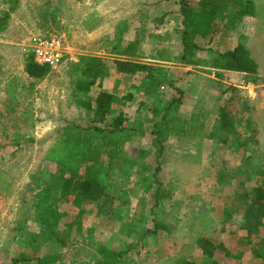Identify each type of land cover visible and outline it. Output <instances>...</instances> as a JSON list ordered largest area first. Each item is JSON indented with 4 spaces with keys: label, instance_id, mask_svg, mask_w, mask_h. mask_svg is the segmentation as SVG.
Returning a JSON list of instances; mask_svg holds the SVG:
<instances>
[{
    "label": "rangeland",
    "instance_id": "rangeland-1",
    "mask_svg": "<svg viewBox=\"0 0 264 264\" xmlns=\"http://www.w3.org/2000/svg\"><path fill=\"white\" fill-rule=\"evenodd\" d=\"M252 2L255 16L246 28L245 45L251 57L259 65L260 80L254 86L246 85L233 89L232 83L223 75H215V71L209 67L186 66L180 63L179 28L181 25L178 0H0V17L4 12H8L9 15L4 24L5 29L0 31V113L2 114H0V143L3 144L0 150V264H12L13 258L29 248L31 240L27 235L28 230L38 229V224L34 220L26 223V230L19 231L15 225V222L26 214L23 210L21 211L23 204L21 197L23 187L30 183L29 174L38 170H47L50 172L48 183L55 186L57 182L55 176L58 175L59 166L50 161H43L41 158L46 149L60 140L63 135L76 131L74 126H84L88 121V115L78 109L72 96V74L78 59L81 56L92 55L107 60L129 58L128 54L125 57L117 54L116 50L103 53L100 34H107L106 31L111 36V33L120 28L122 32L120 40L124 45L129 40L135 39L139 44L143 41L144 44L142 43L139 50L136 48L137 62L155 64L156 62L145 59L158 50L162 59L170 60L168 61L171 63H167L166 66L180 68L174 76L180 78L181 81L178 82L181 83L180 88L185 91H183L185 94L177 113L188 114L190 107L195 105L196 101L197 108L207 107L206 109L210 111L209 107L213 106L214 114H210L209 121H214V115H218L217 107L224 103L232 107V111L229 112L232 117L230 121L237 119L239 111L249 112L252 120L250 124L254 126L253 130L248 129L250 140L258 136L261 141L256 149L260 154H264V0H252ZM85 18L87 22L84 27ZM99 27L103 28L99 33L86 36V31ZM158 31L160 38L156 37ZM38 38H57L64 46L63 62L57 68L47 67L49 74L42 80L31 79L25 71L27 62L32 60V49ZM220 40L233 42L235 36L233 35L232 39L222 35ZM200 46L202 49L197 53V57L208 62L215 56L214 51L225 49L220 41L216 43L215 40L210 43L200 41ZM104 50L107 51V48ZM110 67L115 70L113 64ZM108 83L110 84L111 81L109 80ZM10 88L14 90L15 98L7 92ZM165 88L168 91L167 95L171 97L178 94L174 87L166 84ZM97 90V87H93L92 94ZM210 91H213L216 97L212 101H205L204 95ZM230 97L231 101H229ZM165 99L166 102L169 100L167 96ZM137 100L138 98L134 97L132 105L124 109L130 121L135 114L137 115L136 112L140 116L144 114L146 119L148 114L151 115L150 112L136 110V103L139 102ZM115 108L120 107L115 104ZM218 123L223 124L220 121ZM146 126L151 128L150 124ZM150 128L134 134L124 145V157L134 160V163L121 162L118 167L120 171L113 174L114 184L123 181L121 174L125 176L129 174L125 186L128 198L123 205L128 206V209L126 214L121 215L126 216L123 220L124 222L126 219L124 224H120L118 219L112 220L106 216L117 210L113 212L105 207L106 213H104L98 207L99 204L86 201L77 211L72 210L71 197L65 201L60 199V202H64L63 206L69 210V215L59 223L60 229L66 228V240L62 245H54V249L62 254V264L93 263L97 256L95 246L98 242L109 243L121 250L126 248L121 264H179L182 258L199 264L203 256L195 255L194 242L188 241L186 234L181 235V222L187 221L188 225L185 227H190L188 219L196 216L197 201L189 196L199 193L201 197L199 201H208L215 197L213 195L219 188H222L217 193L220 197L217 198L218 200L214 199V202H223L224 209L231 210L232 215H236L244 207V202L249 197V190L245 191L240 185L244 177L242 173H238L236 177L237 192L234 195H231L234 186L225 187L217 183L218 172L226 163L235 164L233 168L241 169V165H238L235 159L227 161L217 153L204 162V165L210 164L207 168L211 169L205 168L208 178H200L195 176L198 170L193 167L198 160L186 159L185 154L188 150L183 148L184 145L181 143L178 146L179 143L172 141L165 143L163 152L159 151ZM13 130L23 134V138L18 145L9 146L13 135L10 132ZM224 136H226L225 133L217 135L218 141L212 146L215 153L223 150L222 142L228 138ZM196 147H198L197 150L203 148L201 145ZM139 150L144 151L142 157L136 155ZM178 155L182 161L178 159ZM254 155H257L256 150ZM253 160L255 164L264 165L263 157L258 161L256 158ZM176 161H178L177 166L174 164ZM180 163L181 166H179ZM145 165L149 168L145 169ZM173 166L177 169L175 174ZM190 172L195 173L190 176ZM144 175L147 177L145 182L148 183L147 185L141 180V176ZM159 186L169 188L170 192V187H173L172 193L166 194H171L172 197L164 201L178 204L179 200H182L187 206L181 210L178 209L177 213L174 209L167 207L169 203L164 207L168 211L160 215L157 207L149 209L137 205V200L143 196L144 203L149 207V203L154 200L153 194ZM174 186H182L184 192L176 189L178 190L176 194ZM249 186L248 183L247 189ZM201 187L208 188L212 192L206 193L200 189ZM23 193L28 196L30 191L26 189ZM179 211L186 216H180L181 222L175 225L173 219L180 215ZM160 217L172 222L169 226L174 229V234L167 239L163 236L164 232H161L159 236L150 233L157 224L156 219ZM72 219L75 221L70 226ZM194 222L197 221L194 220ZM120 226L123 228L128 226L131 230L130 235H127L126 230L121 231ZM218 228L219 226H216L206 230L203 236L207 235L211 242L217 243ZM181 236H184V240ZM229 245L232 256L224 264H259L258 260L250 256L249 250L246 251L247 247L241 246L237 240H231ZM41 246V244L38 245L36 251L38 255H41V250L44 248ZM237 246H241L240 249L243 252L235 251ZM221 260L219 261L224 262ZM16 264H37V262L26 261Z\"/></svg>",
    "mask_w": 264,
    "mask_h": 264
},
{
    "label": "trees",
    "instance_id": "trees-1",
    "mask_svg": "<svg viewBox=\"0 0 264 264\" xmlns=\"http://www.w3.org/2000/svg\"><path fill=\"white\" fill-rule=\"evenodd\" d=\"M178 5L181 25L180 63L186 66L209 67L215 71V75H223L226 80L229 79L231 72L244 73L247 77L245 82H256L258 64L251 57L248 47L241 41L250 23L249 19L254 17L252 0H178ZM8 16V12H4L0 17V31L5 29L4 24ZM222 35L227 38L229 35H234L235 40L233 42L220 40ZM115 36L113 42L111 41L112 48L122 56L126 57L128 54L129 58L107 60L102 57L81 56L75 64L72 74V96L78 109L88 115V121L84 126H74L76 131L63 135L60 140L46 149L41 158L59 166L58 175L55 176L57 179L55 186L48 183L50 172L47 170H38L29 174L30 183L26 187L30 191L28 194L30 198L23 199L21 206V211L26 214H23L15 225L19 231L26 230V223L34 220L38 224V229L28 230L27 235L31 240L29 248L13 258L12 264L26 261H36L37 264H62V254L54 249V245H62L66 240V228L60 229L59 223L69 215V210L63 206V201L70 197L72 210L78 211L86 201H93L100 205L98 207L104 213H106L105 207L109 211L117 210L113 214L106 215L107 217L112 220L118 219L120 224L126 222V219L123 222L126 216L121 215L126 214L128 209V206L123 205L128 198L125 186L129 174L126 176L121 174L123 181L118 184L113 183V174L120 171L118 167L121 162L134 163V160L124 157L123 147L134 134L148 129L147 124L151 125L150 133L157 142L159 151L163 149V143L170 135L196 139L204 131L205 114L197 112L187 116L176 112L183 98V90L180 87H175L178 94L172 96L162 108L155 107L151 110L152 116L147 119V122H150L147 124H144V120L140 121V115L130 121L128 114L121 107L116 109L115 97L109 91L102 90L91 96L92 87L100 85L105 70L111 64L115 66L116 71L124 74L147 72V77H153L158 85L167 82V73L161 68L157 69L130 58L139 44L137 40H129L124 45L120 40V34ZM214 40L216 43L220 41L225 49L214 51L215 56L209 62L197 57V53L202 49L200 41L210 43ZM25 71L34 80H42L49 74L47 67L38 66L33 60L27 62ZM236 88L233 86V89ZM231 99L230 97L229 101ZM217 109V116L223 124L231 120L232 117L229 115L232 111L231 105L224 103ZM244 122L251 130L250 122L246 119ZM247 132V138L251 139L250 132ZM12 134L9 146L18 145L20 137L17 131L13 130ZM1 145L3 144L0 143V147ZM143 154V150L136 153L139 157ZM144 168L148 169L149 166L145 165ZM155 172L153 173L157 176ZM141 180L145 185L148 184L145 183L146 175L141 176ZM157 197V194H153L154 200ZM61 198L64 199L62 202H60ZM143 199V196L139 198L142 204ZM74 221L75 219H72L70 226ZM156 223L155 228L150 231L153 235L158 234L160 228H168L162 223ZM229 229L234 232L244 230L246 232L245 240L243 239L244 246H247L250 256L258 260L259 264H264V180L251 189V195L247 198L244 207L236 215L230 214ZM120 230H126L127 235L131 233L128 226L126 228L120 226ZM198 243L203 256L199 264H224L232 256L230 250L222 243L213 244L204 237L198 240ZM39 244L44 247L41 255L36 253ZM96 245L97 256L90 264H121L124 260L126 248L121 250L99 242ZM218 257L224 262H220ZM179 264L196 263L182 258Z\"/></svg>",
    "mask_w": 264,
    "mask_h": 264
},
{
    "label": "crops",
    "instance_id": "crops-1",
    "mask_svg": "<svg viewBox=\"0 0 264 264\" xmlns=\"http://www.w3.org/2000/svg\"><path fill=\"white\" fill-rule=\"evenodd\" d=\"M142 13H144V11H142ZM254 16H255V13H254ZM89 17H91V16H89ZM85 19L83 21L84 27H85V23L87 22V18H85ZM251 19H249L250 23H251ZM102 27L96 28V29L91 30V31H86L87 32L86 36H90V35H94L95 33H99L101 31V29H103ZM105 33H107V34H104V33L100 34L101 35L100 39L102 38V49L101 50H103V53L104 52H106V53L107 52H113V51H115V49L112 48V45H111L113 42L112 41L113 36L115 34H121L122 32L120 31V28H117L113 33H111V36L108 35V31H106ZM244 34H245V36H244V38H242L241 41L245 44V38L247 35L246 30L244 31ZM156 35H157L156 36L157 38H160L159 31L157 32ZM228 37L233 39V36H231V35H229ZM179 42H180V39H179ZM142 43H143V41H142ZM142 43H140L139 46L136 47L138 50H139V47L142 45ZM105 48H107V51L104 50ZM138 50L137 51L134 50V54H133V56H131V59L132 60L134 59L133 61H136V58H137L136 55L138 53ZM85 57H94V55L85 56ZM95 57H100V56H95ZM145 60H148L150 62L151 61L156 62L155 64L148 63V62H141V63L153 66L157 69L161 68L164 72L167 73V82H165L162 85H158V83L152 79L153 77H150V78L147 77V72H141V73L137 72L136 74L130 75V74H124V73L118 72V71L114 70L113 68L109 67L107 70H105L103 77L101 79L100 85H94L93 86V87H97L98 90L96 93H93V94H92V90H91V92H90L91 96H95L99 91H102V90L109 91L115 97L114 103L117 104L118 107H121L123 110L125 108H127L128 105H132V100L134 97H137L138 98L137 101H139L136 103V107H137L136 110L137 111L139 108V110H144V112L146 111V112L152 113L151 110L153 108H155V107L162 108V106H164L166 103L169 102L170 97H171V96L167 95L168 91L166 90L167 88H165L166 84L169 85L170 87H174V88L175 87H181V83L179 84V82H178V81H181L180 78L178 76L177 77L174 76V74L176 72L180 71L179 70L180 68L179 67H173V66L172 67L166 66L167 63H171V62H169L170 61L169 59H162L160 57V51H158V50L155 51V53L152 56L150 55V57L145 59ZM176 69H178V70L176 71ZM258 69H259V65H258ZM178 75L181 76V74H178ZM246 79H247V77L244 73L231 72L229 75V79H227V80L230 83H232L233 86H236V87H244L246 85H253L254 86L260 80V74L258 72V79L254 83L253 82H245ZM109 80L111 81L110 84L108 83ZM170 82H172V84H170ZM93 87H92V89H93ZM13 91L14 90L10 88L7 92H10L11 97L15 98ZM129 94H131L130 99H129V97H130ZM169 94L171 95V93H169ZM184 94H183V96H184ZM166 96L169 99V100H167V102L165 99ZM204 96H205V99H204L205 101L206 100L212 101V99H214L216 97V95H214L213 91L207 92ZM184 103H186V102H184ZM115 104H114V106H115ZM210 105H212V104H210ZM206 108L205 109L197 108V101H196L195 105H192L190 107L188 114L186 112H184V114L178 113L179 115H187V116H189L191 114H195L197 112L205 114V121H203L205 128H204V131L200 137H197L196 139H190L189 137H181L180 135H174L173 134V135H170L168 137V139L163 143V148L165 147V143H168V142H172V141L177 142V143H179L178 146L181 145V143H182L184 145L183 148H185V150H188V151H186L187 154H185V157H187L186 159H188L189 161H191L190 159H197L198 160L194 164V166L192 165L193 167L197 168L198 172H196V173L190 172L189 175L192 176L195 173V176H199L200 178H208L206 175L207 173H206L205 168L210 167V164L204 165V162H206V160L214 157L217 153H219L221 155V157L226 158L227 161H229V160L233 161L235 159L237 164L241 165V169L233 168L235 164L229 165V163H226L225 166H223V168L221 170H219V172H218L217 183H220L221 185H225V187L226 186L227 187L234 186L233 190H231L232 191L231 195H234L237 192V188H235V184H236L235 181L237 179L236 177H237L238 173H242V175L244 177H243V181L240 182L241 183L240 185L243 187V189H245V191L249 190L248 196H250L251 195V189L254 186L259 185L264 180V165H261L260 163L255 164L253 159L256 158L257 161L260 160L261 157H263V159H264V154H260L259 151L256 149V146L261 141L258 136H257V138H254V139L252 138L253 140H250L249 138H247L248 128L246 127L247 125L245 124L244 120L246 119L249 122L252 121L250 119L249 112L247 113L245 111H243V112L239 111V113L237 114V119H232V121H228V123H224V124L220 125L218 122L219 121L221 122V120L219 119V116H217V115H214V117H213L214 121H209V119H210L209 117H211V115L214 114L213 106L209 107V108H211L210 111H209V109L207 110ZM179 109L180 108H178V110ZM136 113H137V115L135 114V117L136 116L138 117L140 114L138 112H136ZM151 116H152V114L151 115L148 114L147 119L149 120V118ZM147 119L144 117V114H143L141 116L140 121L144 120L145 121L144 124L150 123V122H147ZM201 119H203V118L201 117ZM131 120H133V118ZM215 125H218V126L215 127ZM256 127H257V125H256ZM253 129H254V126L251 125V130H253ZM19 131H20V129H19ZM19 131H18V136L20 137V140H21V138H23V134H20ZM10 133H13V131H11ZM223 133H225V135H226L224 137H228V138L226 139V141L222 142V144L224 143L223 144V150L221 152L215 153L212 149V146H214L218 141V139L216 138L217 135L219 136L220 134L222 135ZM200 145L203 146V148H200L197 150L196 148H198V147H196V146H200ZM1 149L2 148L0 147V150ZM255 150L257 151L256 156L254 155ZM161 151L163 152V150H161ZM162 152H161V154H162ZM178 159L180 161H182L181 157L179 155H178ZM177 163H178V161L174 162L175 166H177ZM179 166H181V163ZM191 169H193V168H191ZM209 169H211V168H209ZM173 170H174L173 172L175 174L177 172V169L174 166H173ZM177 176H179V175L177 174ZM256 179H257V181H256ZM252 180H253V183L251 184ZM248 183L250 186L247 189ZM238 184H239V182H238ZM170 188H171V192H170L169 188L165 189L162 186L161 187L159 186V188H157V190L154 192V194H157L158 197L156 200H152V202L149 203L150 204L149 207L147 206L146 203H144V199H143V204H142V202L137 200V205H140L142 208H144V206H145V208H149V209L150 208L155 209L157 207V209L160 212V215H164L166 213V211H168V209H165L164 207H166V205L170 203V202H167L164 200L168 199L169 197H172L171 194L166 195L167 193H172L173 187H170ZM174 188H175L176 194H177L178 190L184 192V188L182 186H174ZM23 189H24L23 192H25L27 187H23ZM176 189H178V190H176ZM200 189L206 193L212 192L211 190H208V188H202L201 187ZM220 189H222V188H219L218 191L216 192V194L213 195L216 198L213 197V198L209 199L208 201H199L198 199L201 198L199 193L194 194L193 196H191V195L189 196V198H194L197 201L196 202V214H195L196 216L188 219L190 227H185L186 225H188L187 221L184 223L179 221L180 216H186L181 211H179L180 215L175 216L174 219L172 216V219L174 220L173 223L175 225H178V223L181 222V226H180L181 227V235H182V233H183V235L186 234L187 235L186 239L188 241L194 242V244L196 245V249H195L196 252L194 253L195 255H201L202 256L200 248H199L198 240H200L203 237L207 238V235L203 236L204 235L203 232H205L208 229H212L213 227H216V226H219V228H218L219 241L217 243L212 242L213 244L222 243L227 249H229L231 251V253H232V250H231L230 245H229L231 240H237L241 244V246H244L243 244H244L246 232L244 230H239L237 232L230 230L229 229L230 214H233V213L231 212V210L226 211L224 209L223 202H214V199L218 200L217 198L220 197L217 194L221 191ZM202 191H198V192L203 193ZM23 192H22L23 196L21 197V200L30 198L27 195H25ZM244 192H242V193H244ZM222 193H221V195H223ZM245 202H244V204H245ZM186 206H187V204L184 201L179 200L178 204L170 203V205H168L167 207H169L172 210L174 209V211H177V213H178V209L181 210ZM172 213H173V211H172ZM187 218H189V216ZM194 220L197 222H194ZM156 222L162 223L163 225L168 226L167 229L160 228L158 230V236L161 235V232H164L163 236L166 237V239H167L168 236L174 234V232H173L174 229L170 228V226L172 224L171 221H169V220L167 221L165 218L160 217V218L156 219ZM214 232H216V231L214 230ZM181 237L184 240V236H181ZM157 240H159L158 237H157ZM107 244H109V243H107ZM110 246H112V245H110ZM241 246H237L235 251L238 250V251L243 252V250L240 249ZM112 247H115V246H112ZM245 247H247V246H245ZM246 251L248 252L247 248H246Z\"/></svg>",
    "mask_w": 264,
    "mask_h": 264
},
{
    "label": "built area",
    "instance_id": "built-area-1",
    "mask_svg": "<svg viewBox=\"0 0 264 264\" xmlns=\"http://www.w3.org/2000/svg\"><path fill=\"white\" fill-rule=\"evenodd\" d=\"M64 57V46L57 38H38L32 49V60L38 66L57 68Z\"/></svg>",
    "mask_w": 264,
    "mask_h": 264
}]
</instances>
